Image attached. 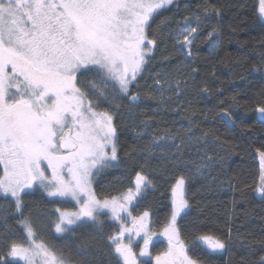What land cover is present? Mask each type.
Instances as JSON below:
<instances>
[{
  "label": "snow or ice",
  "instance_id": "obj_1",
  "mask_svg": "<svg viewBox=\"0 0 264 264\" xmlns=\"http://www.w3.org/2000/svg\"><path fill=\"white\" fill-rule=\"evenodd\" d=\"M173 5L179 11L178 0H0V196L7 202L0 204V264H202V253H231L234 241L244 250L235 264H264V234L256 240L239 229L235 236L232 228L217 234L208 230L209 221L187 219L192 204L185 170L203 175L225 163L223 146L216 143L220 137L200 129L191 101L178 104L189 114L187 127H165L121 156L125 119L141 129L140 138L162 106L195 87L185 76L194 80L199 69L188 65L185 72L181 64L156 71L152 84L141 89L139 80L151 72L157 51L161 46L166 51L170 41L185 60L194 57L204 23L224 17V5L202 0L173 27L165 14ZM246 7L264 24V0ZM218 31L219 24L207 33L211 51L219 46ZM260 43L264 48V39ZM170 59L162 54L164 62ZM260 63L264 67V52ZM208 91L205 84L202 92ZM142 99L156 106L145 111ZM253 103L264 125V89ZM221 111L222 120L234 122L230 109ZM255 154V190L264 199V140ZM122 163L126 185L122 179L119 187L98 185L99 177ZM157 175L171 178L162 221L146 203ZM228 184L234 188L231 179ZM37 192L51 204L73 207L33 209L26 197ZM51 216L55 233L79 241L74 251L41 238L37 225ZM11 219L20 234L10 227ZM106 220L114 230L105 231Z\"/></svg>",
  "mask_w": 264,
  "mask_h": 264
},
{
  "label": "trees",
  "instance_id": "obj_2",
  "mask_svg": "<svg viewBox=\"0 0 264 264\" xmlns=\"http://www.w3.org/2000/svg\"><path fill=\"white\" fill-rule=\"evenodd\" d=\"M178 2L179 11L173 5L171 11L165 13L172 17L173 27L176 23H182L183 16L196 12L202 0H178ZM216 2L225 6L224 17L222 20L213 17L204 23L202 34L195 42L194 57L185 60L179 50H173L169 41L166 51L164 46L157 51L151 72L146 73L144 78L139 80L141 89H144L152 84L151 77L156 71L162 68L174 69L183 64L185 72L189 70L188 65L199 69L194 80L185 76L189 85L194 84L195 87H190L180 101L167 107L162 106L151 129L140 138H137L136 133L141 129L134 130L130 122L125 119L124 128L120 133L121 156L123 157L124 150L133 145L142 148L148 144L153 135L162 132L165 127H187L189 114L180 109L178 104L180 102L187 104L191 101L196 110V123L200 125V129L220 137L216 143L223 146L220 155L225 156V163L222 169L216 168L210 173L206 171L203 175H191L185 170L190 176L188 195L192 204L191 215L187 219L207 220L210 222L208 230L217 234H226L228 229L232 228L235 236L236 230L239 229L245 234H251L247 236L248 240H256L264 234V199L255 190L259 182V171L254 151L255 147L259 146V142L264 140V125L259 123L253 101L259 91L264 89V67H261L260 63L261 52H264L260 43L264 39V24L259 22L246 7L251 0H216ZM242 5L245 7H241ZM185 8L188 11H185ZM217 24L219 31L215 39L219 41V46L211 51L213 41L206 37ZM197 52L198 55L195 54ZM162 54H170V61L164 62ZM205 84L209 88L206 93L202 92ZM233 98L236 104H233ZM156 103L155 100L142 99L141 107L145 111H150ZM222 108L230 109L234 122L229 123L221 119ZM228 149L232 151L228 152ZM151 163L152 168L157 169L158 172L157 161L153 160ZM121 179L126 185L127 173L123 163L120 167L107 170L98 178L97 183L100 186L112 183L119 187ZM229 179L232 180L234 188L229 186ZM170 180L168 175L163 177L157 175L156 190L149 194V201L146 202L151 203L154 218L160 221L168 212ZM26 202L33 209L39 208L49 213L57 206L68 209L73 207L72 204L69 206L70 203L51 204L39 192L26 197ZM0 204L5 206L7 204L2 196H0ZM143 206V204L140 206V210H143ZM55 219V216L41 218V222L37 225L41 238L65 252L74 251V244L79 241L74 240L71 234L62 236L55 233L52 226ZM9 225L20 234L21 230L15 219L9 220ZM114 228L115 224L105 221L106 232ZM79 234L78 231L77 235ZM243 251L241 242L234 241L231 253L207 255L202 253L200 258L202 264H235Z\"/></svg>",
  "mask_w": 264,
  "mask_h": 264
},
{
  "label": "water",
  "instance_id": "obj_3",
  "mask_svg": "<svg viewBox=\"0 0 264 264\" xmlns=\"http://www.w3.org/2000/svg\"><path fill=\"white\" fill-rule=\"evenodd\" d=\"M257 118H258V120H259V114H258V113H257ZM254 157H255V161H256V164H257L258 171H259V159H258V157L256 156L255 151H254Z\"/></svg>",
  "mask_w": 264,
  "mask_h": 264
},
{
  "label": "rangeland",
  "instance_id": "obj_4",
  "mask_svg": "<svg viewBox=\"0 0 264 264\" xmlns=\"http://www.w3.org/2000/svg\"><path fill=\"white\" fill-rule=\"evenodd\" d=\"M124 182H125V181H124ZM71 204H72V203H70L69 206H71ZM69 209H71V207H70ZM138 210H140V208H139ZM134 214H135V213H134ZM157 227H158V226H157ZM58 235H61V234H58Z\"/></svg>",
  "mask_w": 264,
  "mask_h": 264
}]
</instances>
